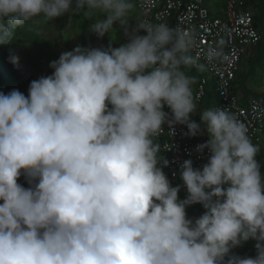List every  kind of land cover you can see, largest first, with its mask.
Listing matches in <instances>:
<instances>
[{"label": "clouds", "instance_id": "obj_1", "mask_svg": "<svg viewBox=\"0 0 264 264\" xmlns=\"http://www.w3.org/2000/svg\"><path fill=\"white\" fill-rule=\"evenodd\" d=\"M133 3L0 0V44L35 17L85 7L103 14L89 26L103 37ZM125 34L119 47L62 52L27 96L0 92V264H264V174L244 123L219 107L200 113L208 140L197 151L210 155L202 168L182 163L185 199L163 171L162 126L202 131L183 71L197 63L194 37L144 20ZM196 203L206 211L193 221ZM250 239L255 257L232 253Z\"/></svg>", "mask_w": 264, "mask_h": 264}, {"label": "built area", "instance_id": "obj_2", "mask_svg": "<svg viewBox=\"0 0 264 264\" xmlns=\"http://www.w3.org/2000/svg\"><path fill=\"white\" fill-rule=\"evenodd\" d=\"M138 7L141 20L152 24H166L170 28L190 34L195 45L189 54L197 58L194 68L206 67L214 76L217 91L222 101L221 108L245 124L251 142L259 145L264 136V103L251 98L241 104L240 96L233 91V83L245 55L260 41L261 35L254 25V16L250 10L244 9L247 0H227L225 15L214 16L203 0H132ZM146 34V33H145ZM216 48L220 55L208 61L206 51ZM206 79H203L196 91V101L200 102L205 95ZM164 111L170 113L165 106ZM164 132L161 155L167 166L163 171L171 185L180 182L181 190L187 193L180 179L181 165L185 160H192L194 168H202L208 162L209 153L197 151L200 144L206 143L207 137L192 139L185 135V125L175 124L169 129L167 123Z\"/></svg>", "mask_w": 264, "mask_h": 264}, {"label": "trees", "instance_id": "obj_3", "mask_svg": "<svg viewBox=\"0 0 264 264\" xmlns=\"http://www.w3.org/2000/svg\"><path fill=\"white\" fill-rule=\"evenodd\" d=\"M206 7L210 9L214 16L223 17L225 15L227 0H203ZM245 10H250L254 16V25L261 35L260 41L252 48V53L245 63H241L240 70L237 73L236 79L233 83V91L240 96L241 104H246L249 99L255 98L264 103V92L256 90L250 84L251 82L262 81V73L264 72V0H247L244 4ZM91 10L85 7L74 11L71 24V30L74 31V38L78 39V46L84 48H92L93 41L95 40L94 32L89 30V26L94 23L89 14ZM51 20L45 19L43 16L35 17L28 21L23 26L18 27L14 31L12 41L7 44H0V92L8 94L12 90H19L25 96L28 95L30 83L43 76H49L53 73L54 69L50 67L51 61L49 52L56 50V41L46 34V30L50 28ZM42 30V31H40ZM67 40L64 41L62 47L70 46L71 35H68ZM119 47L117 44L112 45L106 40L105 46ZM67 46V48H68ZM41 52L47 55L48 69L41 73L40 65L37 61L38 53ZM18 57V63L13 64L10 62L9 57ZM183 71L192 78L193 86L192 93L194 102L196 101V91L203 79H208L205 85V95L199 103L200 107L221 108L222 101L217 91L216 79L206 67L194 68L193 65L186 66ZM202 133H197L196 136H190L192 139L202 137ZM157 142L162 146L164 143L163 138H157ZM259 152L256 159L261 166V172L264 174V136L262 142L257 145ZM19 184L25 188L31 187L25 175H22ZM180 186V182L173 185ZM179 199L186 198L187 193L181 190L178 193ZM2 203V201H0ZM206 210L202 204L196 203L186 207V216L193 221L199 218ZM256 241L248 240L242 245L232 249V253L241 257H255L256 255Z\"/></svg>", "mask_w": 264, "mask_h": 264}, {"label": "rangeland", "instance_id": "obj_4", "mask_svg": "<svg viewBox=\"0 0 264 264\" xmlns=\"http://www.w3.org/2000/svg\"><path fill=\"white\" fill-rule=\"evenodd\" d=\"M73 13L74 12H70L68 14L66 13L61 17H57L54 20H51L52 24H50V28L45 31L49 37H51L56 41V45H57L55 51L51 53L49 52L51 61L58 60L62 52L71 51L76 46H78V39L77 37L76 39L74 38V31L71 30V24H72L71 15H73ZM90 13L91 15L89 14L90 16L89 18H91L93 21H95L96 19L104 18L103 14L98 11L91 10ZM129 17L130 18L128 19L127 24L125 26H122L119 22H115L113 24V29L110 32L106 33L103 37H98L94 33L95 40L93 41L92 48H107L105 46L106 40L110 42L112 45L117 44L118 46L127 43L129 37L128 35L125 34V28H127L129 33H131V30L136 26V22L141 21L139 12L135 4L132 11L129 13ZM139 34L143 35V31H141ZM68 35H71V39H70L71 45L70 46L66 45V47H62V44L64 43L65 40H67L66 38H68ZM46 56L47 55H44L41 52H39L37 56V61L40 65V70L42 74L48 69L49 59H47ZM246 60H247V56L244 57L243 63H245ZM261 89L264 91V72L262 73ZM20 179L21 176L18 178L17 181L18 183Z\"/></svg>", "mask_w": 264, "mask_h": 264}, {"label": "crops", "instance_id": "obj_5", "mask_svg": "<svg viewBox=\"0 0 264 264\" xmlns=\"http://www.w3.org/2000/svg\"><path fill=\"white\" fill-rule=\"evenodd\" d=\"M135 4V3H134ZM136 8H137V10H138V12H139V15H140V18H141V14H140V11H139V9H138V7L136 6ZM143 35H145V33L143 32ZM251 53H252V51L251 52H249L246 56L247 57H249L250 55H251ZM244 60V59H243ZM253 88H255L256 90H261V91H263L262 89H261V82H260V80L258 81V82H251V84H250ZM192 86H193V84H192ZM192 89H194V88H192ZM264 92V91H263ZM239 96H242V93H239ZM196 104V112H194V113H192V114H190V119L191 120H193V121H195L197 124H200V126H201V135L202 136H208L207 135V132L206 131H204L203 129H204V125L202 124V122H201V120H200V113L205 109L204 107H200L197 103H195Z\"/></svg>", "mask_w": 264, "mask_h": 264}]
</instances>
